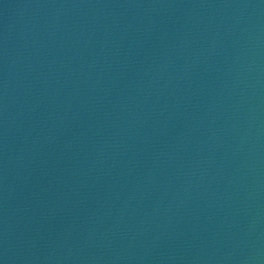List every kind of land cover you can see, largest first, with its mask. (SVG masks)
<instances>
[{"label": "water", "instance_id": "water-1", "mask_svg": "<svg viewBox=\"0 0 264 264\" xmlns=\"http://www.w3.org/2000/svg\"><path fill=\"white\" fill-rule=\"evenodd\" d=\"M0 264H264V0H0Z\"/></svg>", "mask_w": 264, "mask_h": 264}]
</instances>
